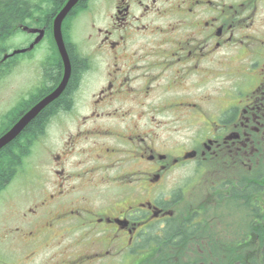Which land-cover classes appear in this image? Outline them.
<instances>
[{
  "label": "flooded vegetation",
  "instance_id": "1",
  "mask_svg": "<svg viewBox=\"0 0 264 264\" xmlns=\"http://www.w3.org/2000/svg\"><path fill=\"white\" fill-rule=\"evenodd\" d=\"M47 26L26 19L21 45L1 47L2 80L27 75L7 102L22 114L62 78L32 54ZM62 33L68 92L43 133H24L36 161L13 179L34 188L6 229L19 260L220 264L234 249L264 264V0H78Z\"/></svg>",
  "mask_w": 264,
  "mask_h": 264
},
{
  "label": "trees",
  "instance_id": "2",
  "mask_svg": "<svg viewBox=\"0 0 264 264\" xmlns=\"http://www.w3.org/2000/svg\"><path fill=\"white\" fill-rule=\"evenodd\" d=\"M62 3H63L62 0H0V52H1V47H3L5 43L9 40V38L17 32L19 25L25 23L26 19H31L35 16H38L40 19H42L45 22L46 20L48 21L47 31H48V35L52 39L51 36L52 19L57 13V11L61 8ZM39 8L41 10H39ZM37 10L39 12L38 14H35ZM63 33H64V27H63ZM57 60H59L58 55H57ZM49 91H51V89L44 90L42 94L36 99V101L41 99ZM67 92H68V86L65 87V89L58 98H56L51 103H49L45 108H43L40 111V114L37 117L33 118L26 125V127L22 130L20 135H18L15 139H13L11 142H9L7 145H5L3 148L0 149V191L5 189L6 185L12 180V178L16 175L18 170L22 167L24 159L32 151L34 141L31 139H26L24 133L29 131L37 132L39 134L43 133L44 127L48 122V119L45 118L46 115L48 114V112H50V110L53 107H55V105H58L60 103V99L62 97H65L64 95ZM18 110H19V105L12 107L7 112L6 116L9 119L6 123H4L0 127V135L3 134L22 114ZM202 168L210 171L214 168V166L212 162L209 161L208 164L202 165ZM242 179L243 178H241L239 181L240 186H243ZM225 184L228 185L231 184V179H228V182L227 181L221 182V185H225ZM241 188L243 187H239V191L233 190L234 192L233 195H237L243 199L244 197L246 198V194L244 193V190H242ZM226 200H228V198ZM206 209L207 208L204 206L200 208V210H202L203 212ZM222 211L223 209L219 208L220 218L222 216L227 215L225 212L223 213ZM250 211L251 213H249V215L251 217V221L247 222L246 233L250 231L251 232L254 231L252 225L253 223L252 218L254 217L255 209ZM201 224L205 228H207V225H209L206 219H203ZM188 230L189 229H187V232ZM204 232L206 233L207 230H204ZM249 249L253 251L255 247L251 245L249 246ZM231 251H232V254L230 255L231 257L228 256V258H225V260L222 257H219L220 264H232V260L236 264L258 263L257 257H255L254 255L250 254L248 256L247 254L240 252L239 254L237 253L236 250L234 251V249H231ZM172 253H174V251L170 247L168 248V250L163 252V254H166L167 257L168 255L171 256Z\"/></svg>",
  "mask_w": 264,
  "mask_h": 264
},
{
  "label": "rangeland",
  "instance_id": "3",
  "mask_svg": "<svg viewBox=\"0 0 264 264\" xmlns=\"http://www.w3.org/2000/svg\"><path fill=\"white\" fill-rule=\"evenodd\" d=\"M259 17H262V15H259ZM23 40L24 35L21 32H17L8 40V45L20 46ZM50 52H52L53 55V45L51 39L49 37H45L37 45L32 54H39V56L46 54L47 56L50 54ZM26 77L27 75L24 72V66L19 65L13 70L10 77L4 80H0V127L9 119L6 116L7 112L10 110L9 108L11 107L7 103L9 102V93L13 89H15V91H21V89L19 88L21 85L20 83H23ZM11 84L14 86L10 88ZM36 148L37 145H34L32 148V158L28 157L24 161L23 168L27 163L36 161L34 158V152ZM32 171L34 170L31 168L28 173ZM26 176L30 178V175H27L25 173L22 174L23 178ZM20 183H22L21 178L12 182L3 192L0 193V257L5 260L6 264H24L21 260H19L21 256L20 254H23V252L21 251L23 250V248L18 244V242L14 241L10 234L6 235V229L9 226L18 223L21 212H23L24 208L28 205L30 197L24 194V192H31L34 189L33 187L26 185L25 183L19 185ZM17 186L19 189L18 191L14 189ZM45 253V250L41 251L31 261L26 262V264H42L44 262L45 264H50V262H52V259L50 261L44 260L45 258H49V252H47L46 254Z\"/></svg>",
  "mask_w": 264,
  "mask_h": 264
},
{
  "label": "water",
  "instance_id": "4",
  "mask_svg": "<svg viewBox=\"0 0 264 264\" xmlns=\"http://www.w3.org/2000/svg\"><path fill=\"white\" fill-rule=\"evenodd\" d=\"M77 1L78 0H67V2L59 10V12L56 14V16L53 19V28H52L53 38L64 65L63 77L60 83L52 92H50L40 101H38L32 108H30L26 113H24L5 133H3L0 136V149L3 148L5 145H7L9 142H11L46 105H48L50 102L56 99L64 90L70 75V63L62 37L61 24L67 13L76 4ZM39 32H40L39 36L27 49L32 48L33 45L42 38L43 29H40ZM25 50L26 49H18L13 51L12 54L20 53Z\"/></svg>",
  "mask_w": 264,
  "mask_h": 264
}]
</instances>
